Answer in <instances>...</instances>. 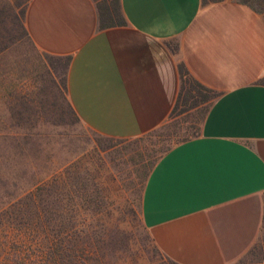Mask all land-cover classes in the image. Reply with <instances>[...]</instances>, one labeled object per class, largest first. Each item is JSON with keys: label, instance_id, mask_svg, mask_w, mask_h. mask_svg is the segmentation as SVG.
Here are the masks:
<instances>
[{"label": "crops", "instance_id": "crops-1", "mask_svg": "<svg viewBox=\"0 0 264 264\" xmlns=\"http://www.w3.org/2000/svg\"><path fill=\"white\" fill-rule=\"evenodd\" d=\"M126 24L100 27L96 0H30L43 53L71 57L67 89L93 131L137 138L169 122L179 63L220 95L200 134L165 152L142 219L176 264H236L264 240V12L240 0H121Z\"/></svg>", "mask_w": 264, "mask_h": 264}, {"label": "rangeland", "instance_id": "rangeland-1", "mask_svg": "<svg viewBox=\"0 0 264 264\" xmlns=\"http://www.w3.org/2000/svg\"><path fill=\"white\" fill-rule=\"evenodd\" d=\"M26 1L0 0V208L35 197L40 209L25 205L33 229L12 231L11 243L1 229L9 214L0 215V264H60L50 256L59 244L78 264H174L144 226L143 189L160 157L198 134L206 105L137 138L93 131L70 108L66 60L40 51L14 22ZM18 234L29 249L20 256ZM236 264H264V240Z\"/></svg>", "mask_w": 264, "mask_h": 264}, {"label": "trees", "instance_id": "trees-1", "mask_svg": "<svg viewBox=\"0 0 264 264\" xmlns=\"http://www.w3.org/2000/svg\"><path fill=\"white\" fill-rule=\"evenodd\" d=\"M29 1L30 0H27L25 2V4H23V8L20 10V12L14 11L13 18H14V22H16V21L19 22V25L23 31V34L25 36H27L32 41V39L28 33V30L26 28V25H25V15H26L27 6L29 4ZM96 1H97L99 13H100V27L101 28H107V27H111V26L126 24L127 21H126V17L123 13V10H122L121 0H102V1L96 0ZM211 1H221V0H204V3H209ZM240 1H242L245 4L252 6L254 9L258 10L259 12H264V9L260 7V2L255 4L252 0H240ZM4 23H5L4 21H0V31H3V30L6 31L7 30V26ZM32 43H33V41H32ZM47 55H49V54H47ZM49 56L56 57L58 59H65L67 66H69V64H70L71 57H69V56H67V57H57V56H52V55H49ZM179 70H180V75H181V87H180V92L178 95L177 102H176L175 107L172 111L170 119H172L173 117L177 116L180 113L190 111V110L199 109L201 105H206V108H205V111L203 114V118L200 122V127L198 128L199 132L197 135H199L200 131H201V125H202V122L204 120V117H205L206 113L208 112L213 101L220 95V92L204 85L199 80H197L191 74V72L189 71L188 67L186 66V64L184 62L179 63ZM259 82L264 83V76L259 79ZM64 85L66 88H68L67 87V78L65 80ZM70 108H71L72 112L75 114L76 112L73 109L71 104H70ZM197 135H195V136H197ZM188 139H190V138H188ZM188 139H186V140H188ZM27 204H30V205L34 204L36 209H40L38 201H36L35 197H32L31 200H29V197H28V200H27V197L25 199L19 200L18 202L12 204L11 206H8L6 211L4 210L5 206L3 208H0V215L9 214L8 222L4 223L6 225L1 228V229H4V228L6 229V232L4 233L6 235V242L5 243H11L8 239V235L12 231H14V233H16V232L19 233V232H23L26 230L30 231L31 229H33V226H34L33 223H31L30 218L28 216H26V210L27 209L25 208V205H27ZM37 215L39 216L38 218H41L39 215V210L37 211ZM25 219L28 221H26ZM18 235H20L21 237H18V239L13 240V242H12V244L14 245L12 253H16V256H20L21 253H24L25 251H29V249L26 250L27 248L23 247V244H26V242L24 243V241L22 239L24 237L23 234L22 235L18 234ZM149 237L151 238L150 233H149ZM19 243H20V245H19ZM10 247L12 249V246H9V248ZM62 247L63 246H61L59 244V246L56 249L50 250L51 251L50 256L52 257L56 254L59 257L58 263H60V264H78L76 262V261H78V259L76 257H79V256H77V255L74 256V254H73L74 252L69 253L67 250H65ZM30 249H32V248H30ZM34 250H39V248H35ZM34 250H32V251H34ZM41 253H44V252L41 251ZM7 255L9 256V254H7ZM37 255H40V254L37 253ZM32 257L33 256H31V258L30 257L29 258L32 259ZM43 257H44V255H43ZM43 257L41 259H43ZM37 260H33V261H36L34 264H45L44 262L40 263L41 261L37 262ZM50 261H51V259H50ZM7 264H12V263L10 262ZM18 264H22V263H18ZM47 264H49V263L47 262ZM174 264H176V263H174Z\"/></svg>", "mask_w": 264, "mask_h": 264}]
</instances>
